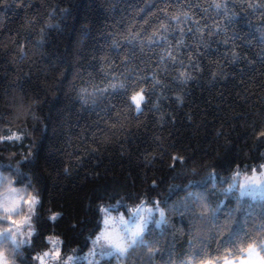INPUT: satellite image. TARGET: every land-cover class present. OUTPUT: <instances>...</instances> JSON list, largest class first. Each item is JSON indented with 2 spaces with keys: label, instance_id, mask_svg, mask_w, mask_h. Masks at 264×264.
Here are the masks:
<instances>
[{
  "label": "trees",
  "instance_id": "trees-1",
  "mask_svg": "<svg viewBox=\"0 0 264 264\" xmlns=\"http://www.w3.org/2000/svg\"><path fill=\"white\" fill-rule=\"evenodd\" d=\"M261 131L264 0H0V137H19L0 139V186L40 196L32 243L0 240L16 264L46 234L74 264L236 260L253 242L264 256V196L228 190L264 161ZM144 199L165 223L88 260L101 207Z\"/></svg>",
  "mask_w": 264,
  "mask_h": 264
},
{
  "label": "clouds",
  "instance_id": "clouds-1",
  "mask_svg": "<svg viewBox=\"0 0 264 264\" xmlns=\"http://www.w3.org/2000/svg\"><path fill=\"white\" fill-rule=\"evenodd\" d=\"M261 133L264 131H261L259 136H262ZM0 139L6 140V137ZM260 167L264 168V163H261ZM39 204L40 196L36 189L14 186L11 180L0 186V236L10 239L11 244L17 248L25 243L31 244L32 238L38 234L34 218ZM62 216L63 213L59 210H49L47 219L54 224ZM44 241L48 247L36 251L32 256L36 264H73L77 249L63 251L64 240L61 235L46 234ZM13 252L8 243L0 244V264H16ZM221 261L222 264H234L228 255L217 257L216 261H202L201 264H218Z\"/></svg>",
  "mask_w": 264,
  "mask_h": 264
},
{
  "label": "rangeland",
  "instance_id": "rangeland-1",
  "mask_svg": "<svg viewBox=\"0 0 264 264\" xmlns=\"http://www.w3.org/2000/svg\"><path fill=\"white\" fill-rule=\"evenodd\" d=\"M261 163H264V161ZM261 163L254 165L248 172L237 169L231 176V182L228 186V190L235 189L239 196H247L251 199L264 196V181H262L259 186L249 185L247 187H241V185H244L245 183L244 178L251 177L253 175V169H255L256 175L264 172V168L260 167ZM237 173H239V175H236ZM234 177L235 179H233ZM212 178L213 180L215 179L214 174L212 175ZM101 208L107 209V211H101V227L90 239V250L87 255V258L90 261H93L95 259L97 260L103 256L108 257L111 255H115L122 257L125 255H120L117 251H115V249L109 247L104 241H101L100 244L94 243L96 241V238L102 232H104L106 228L108 231H114L115 233H118L127 238L129 235V230H135L136 225L142 222V218L146 219L147 221V223L144 224L143 233L150 223H154L157 226H161L163 223H165V218H163V220L161 219L160 212H163V210L157 199H144L137 205L125 209L119 208L117 210H113L112 208L115 207L110 206H102ZM137 209H139V211H137ZM109 217L111 218V223L106 226L104 221ZM2 238L4 237H0V240ZM246 257L247 252L243 257L232 260L234 261V264H239V261L245 259Z\"/></svg>",
  "mask_w": 264,
  "mask_h": 264
},
{
  "label": "snow or ice",
  "instance_id": "snow-or-ice-1",
  "mask_svg": "<svg viewBox=\"0 0 264 264\" xmlns=\"http://www.w3.org/2000/svg\"><path fill=\"white\" fill-rule=\"evenodd\" d=\"M216 7L219 8L220 5L217 4ZM181 76H185V74L181 73ZM112 87L115 89L117 85H112ZM119 87H123V85H119ZM130 99L132 104L135 105V110L137 112H140L142 110L141 105L145 102L144 89H140V91L135 92L130 97ZM261 135L264 136V133H261ZM13 139L18 140L19 137L14 135L6 137V140ZM236 175H239V173H237ZM233 179H235V177ZM244 180L245 183L244 185H241V187H247L249 185L259 186L261 182L264 181V172L256 175V171L255 169H253V175L251 177H245ZM101 211L106 212L107 209L101 208ZM137 211H139V209H137ZM160 216L163 220L164 213L162 211L160 212ZM104 223L106 226L110 224L111 218H106ZM146 223V219L142 218V222L136 225L135 230H129V235L127 238L118 233H115L114 231H108L106 228L105 231L96 238V241L94 243L100 244L101 241H104L109 247L115 249V251H117L120 255H124L137 243L138 239L142 236L144 231V224ZM241 251L247 252V257L241 260V264H264V256H261L260 253L257 252V245L255 244V242L249 244L247 249H242Z\"/></svg>",
  "mask_w": 264,
  "mask_h": 264
},
{
  "label": "built area",
  "instance_id": "built-area-1",
  "mask_svg": "<svg viewBox=\"0 0 264 264\" xmlns=\"http://www.w3.org/2000/svg\"><path fill=\"white\" fill-rule=\"evenodd\" d=\"M75 261H76V260H75V258H74V260H73V264L75 263Z\"/></svg>",
  "mask_w": 264,
  "mask_h": 264
}]
</instances>
